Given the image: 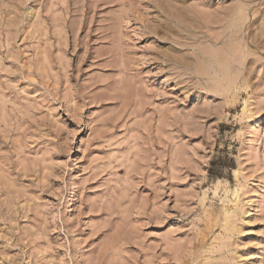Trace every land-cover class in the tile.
<instances>
[{
  "label": "rangeland",
  "instance_id": "374dc122",
  "mask_svg": "<svg viewBox=\"0 0 264 264\" xmlns=\"http://www.w3.org/2000/svg\"><path fill=\"white\" fill-rule=\"evenodd\" d=\"M0 264H264V0H0Z\"/></svg>",
  "mask_w": 264,
  "mask_h": 264
}]
</instances>
